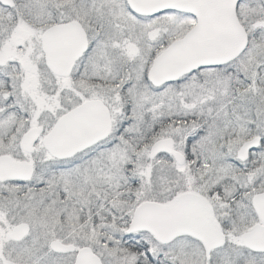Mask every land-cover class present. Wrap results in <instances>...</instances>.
<instances>
[{
    "label": "snow or ice",
    "instance_id": "1",
    "mask_svg": "<svg viewBox=\"0 0 264 264\" xmlns=\"http://www.w3.org/2000/svg\"><path fill=\"white\" fill-rule=\"evenodd\" d=\"M0 264H264V0H0Z\"/></svg>",
    "mask_w": 264,
    "mask_h": 264
}]
</instances>
